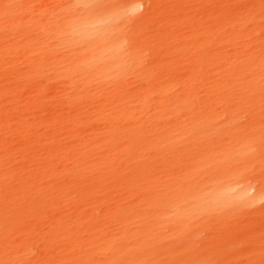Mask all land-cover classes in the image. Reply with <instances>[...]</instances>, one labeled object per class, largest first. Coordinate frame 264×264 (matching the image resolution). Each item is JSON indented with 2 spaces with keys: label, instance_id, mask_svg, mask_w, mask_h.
Masks as SVG:
<instances>
[{
  "label": "bare ground",
  "instance_id": "6f19581e",
  "mask_svg": "<svg viewBox=\"0 0 264 264\" xmlns=\"http://www.w3.org/2000/svg\"><path fill=\"white\" fill-rule=\"evenodd\" d=\"M0 264H264V0H0Z\"/></svg>",
  "mask_w": 264,
  "mask_h": 264
}]
</instances>
